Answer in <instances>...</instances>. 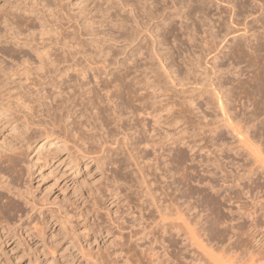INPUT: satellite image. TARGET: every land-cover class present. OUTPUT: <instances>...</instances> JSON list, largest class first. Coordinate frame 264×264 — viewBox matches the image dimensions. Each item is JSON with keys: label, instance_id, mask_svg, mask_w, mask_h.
Returning <instances> with one entry per match:
<instances>
[{"label": "rangeland", "instance_id": "obj_1", "mask_svg": "<svg viewBox=\"0 0 264 264\" xmlns=\"http://www.w3.org/2000/svg\"><path fill=\"white\" fill-rule=\"evenodd\" d=\"M122 1H124V0H122ZM122 1H119V0H0V31L4 30V28H6L8 26L11 27V25H9L10 23H12L13 26L15 25L16 28L20 30V34L17 35L18 41L15 40L16 38H13V37H10L11 39L10 38L6 39L5 37L4 38L0 37V49L2 47H4V48L7 47L8 49L11 50V52H12L13 48L16 49L15 51L12 52V54L14 56H12L11 58L8 54H3L2 52H0V92H2V93H0V100L2 99V102H3L4 99L8 98V100H4V102H5V104L7 103L8 105L10 103V105H9V107H10L12 105L11 102H13L15 104V101L18 98L23 97L22 95L25 96L23 98H26L27 96H29L30 100H32V96H30L31 94H28V93L29 92H35L38 89L39 93H37L36 96L37 97L39 96V99H40V97L42 98L40 100V102L43 103V107H44V108L42 106L40 108H38L39 106L35 107L37 111H38V109H39V111L41 109V111L40 112L38 111V113H36L37 111H35V110L31 111L30 115H32L33 113L36 114V115L33 114L34 118H32L30 115H28L29 114L28 111H25V110L23 111V113H25L28 116L27 118L29 121H27V122L33 123V126H31L32 124L29 126V125H26L25 123H22L23 122L22 118H20L19 121L15 122L14 124L12 123V125L14 127L12 125L9 126V124H4L5 122L0 121V150L4 151L3 147H5L6 145H8V147L13 146L14 149L17 148V151L20 150L19 151L20 156L17 155V157L19 156L18 157L19 160L16 158L17 162H18V165L16 166V168L18 171L14 170L15 172L13 171L12 173H10L9 180H10L12 186H15V188H20L21 192L24 191L25 193L23 192V194H25V195H23V197L24 198L26 197L24 200L21 197H19L17 199L16 195H14V197H13L12 193L11 194L6 193V195L8 197H10L9 200H11V202H14V203H16V205H18L19 211L17 212V214H13V213H11L10 215L7 214L8 216L6 219L8 220L10 218L8 220V222L10 223V226L13 227L14 231L11 230L12 233L10 230H9L10 232L9 231L1 232L2 230L0 231V264H164L163 261L168 256L167 255L165 256V253H164L165 249H163L162 246L163 247H164V245L166 246L167 240L170 239L172 236L174 237L173 242L175 243V245L172 242V240H173L172 239L173 237H172L171 242L174 246H169L167 250H168V253L171 254L170 250H172V253H173V250L175 249L174 252L177 253L175 255L176 256L178 255V257H182V255H185L187 257L186 252L188 251L189 254L196 252L195 256L199 255V256H197L199 258L200 255L201 256L203 254L206 255V252L209 253L211 251V253L215 254L214 256H216V258H217V256L219 254H221V256H223L222 255L223 252L219 253L221 250L217 246L220 247L221 246L220 244L224 245L223 241H225L227 244L229 241L231 242V241L235 240L236 236H233L232 239H230L229 241L227 240V238L232 236L231 233L234 232V231L230 230L229 227L231 225L236 226V225H238V223L240 224V222H241V220L239 219L240 212L239 211L237 212L234 205L227 206L226 204H221V207H220L221 210L220 211L222 213L221 212L220 213L222 215V219H220V221H218L220 223H217V221H216V226H214V228H217L218 230H223L225 227L227 228L229 226L227 228V231H229L228 233L226 230H225L226 232L224 230L219 231L221 233L225 232L227 234L226 235L225 233H223V235L225 234L224 236H225L226 240H224V238H221V237L219 239V237L217 235H220V233L216 234L217 232H213V234L215 233L213 235V237L211 235V237L213 239L211 237H209V239H207L208 235L201 237V239L204 237L207 239V240L203 239L202 241H204V242H200L201 245L204 247V248L202 247V251L206 248V245H208L207 248L209 249V251H208V249L206 248L204 251H206V250L207 251L205 253L203 252V254L200 250H198V248H197V250H195L196 248L193 250V245H191L188 241L187 242L184 241L185 243H183V242L180 243V241L183 238L181 239V237L180 238L178 237V236H180V233H178L179 235L178 234L175 235L176 236L175 237L174 236L175 231H172L173 229L172 230L170 229V231L168 233H166V229H164L163 223L166 224L168 222V219L167 220L165 219V221L164 220L161 221L162 218L159 219L160 217H165L161 214L162 211L164 212V210L162 208V204H161V202H162L161 199L164 197L163 190L161 189V186H162L161 178H162V176L160 175L161 171L155 170V168H154L156 166L155 160L153 159L154 155H153L151 148H149V147L144 148L142 150V153H143L142 159L140 161L141 163L139 164L141 167L140 173L143 174L144 179L148 183L153 182V184L150 187L151 190L149 189L146 192V188H144V185H142L141 182L139 183L137 181L136 175H138V174L135 173L136 166H135L134 161L132 160V157L130 158V154H132L133 151H126L125 147L120 145L118 147V149L115 150L117 152H112L111 149H113V146L111 147L107 143L108 146L111 147L110 148L107 146V144H105V146H107L110 149V151H109L110 153L108 154V156L103 158V159L101 158L99 160L94 159L95 153H97V154H95L97 157L100 156L99 155L100 153L97 151L100 149V144H99V142H97L98 136L96 135L98 133V131H97V133L94 130H89V132L87 131L88 132L87 136H86L87 138H85L84 133L86 135V130H84L82 132L83 141H80V139H78L77 136H73V134H71L72 132H71V130H69L70 125H68L69 131L67 134V130H66V128H64V126H63L64 123H63L61 125V128L59 131L61 132L64 128L61 135L64 134V136H63V137H65L64 140L66 139L65 140L66 143H64V144H66V145H62L63 144L62 141H59L57 139H53L54 136L50 137V139H48V140L42 139V141L40 140V138H37L35 140V142H33L34 138H32V137L33 136L35 137V131L37 130L35 123L37 122V120L40 121L41 123H42V121L44 122L45 119L47 120L51 116L50 114L52 112V108L55 107L54 106L55 100L52 98H54V94H57V91H58V88H57V90H55V88L57 86L56 84H58L57 83L58 79H59V81H61V83L58 86L61 87V91L63 90L62 93L65 91H68V89L66 87H68L70 85V79L71 80L74 79L73 78L74 76H72V72H70V71L67 72L66 76H61L60 78L56 77V73L54 71L55 70L54 66L51 63V61L53 59L56 60L57 57L58 58L60 57L59 59H61V58L63 59V57L66 55V52H67L64 50H68V48L70 47V44H71V46H74V47L77 46L82 51L87 53L89 56L94 57V59L96 61H99V59H100V61H102V59H104V61H105L104 64H100L101 62H99V65H98V63L95 64L96 66L94 65L99 70L101 68L102 69L106 68L112 72L113 71L116 72V69L118 71L120 69V71L122 72V71H125L124 69L127 68L126 71L129 74V78H127V80H131L128 82L129 88L132 87L133 85L134 86L130 89V91L132 90L130 92V94L128 96L125 95L127 100L123 96L124 99L122 98L121 101H123V100L126 101V102H124V101L123 102L126 103L127 105L129 102H131V104L129 103L131 106H134V107L136 106L137 108H139L140 102L137 100L139 103L137 105V101H133V100H135V98L137 97L136 95L139 92L138 97L139 96L141 97V94H142V97L145 95V97H143V99H142L143 103H141V104L145 105V106H147V104L148 105L150 104L149 107L152 109H155V112H156L155 114H158V116L159 117L161 116V118H158V123H154V121L157 122V119H155V118H157L158 116L157 117H151L150 115H148L145 117V114L143 115L141 113L139 116L136 115L138 117V119H142V120H138L136 118V116H134V113L133 114H127L128 110H131V109H128L126 111L127 113L125 111H123V113H124L123 119L125 118L123 121L124 122L123 126L129 127L133 123L139 124L138 121H140V122L145 123V124L148 123L147 126L149 125L150 127L149 126L148 127L150 129V132L152 131L151 132V135L153 136L152 139L154 138L153 140H155L156 142H158V141L165 142L166 140L171 138L169 140L170 141L169 143L168 142L164 143L165 145L168 143L170 146L168 144L167 145L172 149L170 157L175 152V150H181L183 152V154L186 155L185 157H188L191 154L187 150V147H184L185 146L183 144L184 140H185L184 138L186 137V140H191L192 138L198 140V139H200V137L204 136V134L202 132H200L198 130H195V131L192 130V129H194L192 127V125L194 124L193 121L196 123L201 119L200 120V122H201L203 119L202 116L204 115L205 119H203V121H202L203 123H207L209 126H214V127L215 126L216 127L221 126L218 129V131L221 134L216 131L212 135V141L217 142V144L222 142V139H224L223 142L226 141V143L231 142V141L237 142L236 137H233V135L236 134V131L233 132V134L232 133L230 134L229 130L225 131L226 129L222 128V125H224V122H226L225 119H227V121H229V122H231L232 120H235L237 127L240 126V124H238L240 122L242 123L241 126L247 125V127H249L248 125H250V127L253 128L254 131L253 132L250 131L251 133L249 132L248 135L245 134V136L247 135L245 143L247 144L248 147L253 149L254 154L258 156V158H259L258 163L264 166V38H263V36H264V28H263L264 19L261 18L264 15V14H262V13H264V12H262V11H264V9L261 8V5L264 4V0H262L263 3H261L262 2L261 0H258L260 2L255 1V0H234V1L229 0L231 2L224 0V1H226L225 2L226 4L223 3L224 2L223 0H222L223 2L221 0H220V2L218 0H202V1L201 0H184L186 3L183 0H181L182 2H184V4H186V5H184V4L182 5V6H184L183 9L186 8V6L188 4L192 6L191 7L188 5L187 7H189L190 9L187 8L186 10L185 9L183 10L185 13H187L188 16L184 20H183V18H181L180 21H183V24L187 23L189 26V29L191 27L194 29V31L196 33V35L193 39L194 43H193V41H192V43L191 42L188 43L186 41V38H185V36H183V33H182L183 30H180V21H179L178 17L174 16V18L173 17L171 18L172 23H171L170 28L172 27L177 32L176 34H178V35H176L174 33L175 37L176 38L179 37L174 44L176 45V43H177V45H179L181 42V46H183L182 48L186 47L190 53L191 52L195 53L194 58H193V54L191 53L192 54L191 59L193 60V62L197 59L196 61L201 64L202 67H200L198 69V71L199 72H200V70L202 71L201 68L205 67V70L207 71V72L206 71L205 72L209 73L211 75L212 74L211 71L213 72V70H215L216 67L218 66L217 70H215L216 71L215 75L219 77L221 82H223V86L225 84H226L225 85L226 87L232 86V88H230V89L226 88L224 86L225 88H223V90H222L224 92V94L223 93L219 94V96L217 94H215L216 98H217V96H218V98L221 97V99H223V97H224V100H226L225 102L222 101V103L223 104L225 103L224 105H226V106H224L225 108L224 107L223 108L226 109L224 114L228 111L226 113L227 117H226V114L224 117V115L220 113L221 111L219 109H217L218 108V105L216 103L217 99L214 96H211L210 94L204 93L201 97H199V99L197 98L198 94L200 92V90L198 89L199 86H196L195 84L187 85V86L183 87L185 92H182L180 90L183 88L180 87L179 85L175 86L177 88L176 89L173 85L172 86L170 85L167 78H166V80H163V79H165L166 76L162 73L163 70L159 66V64L156 63V61H154L152 59H148L145 56H143V57L139 56L138 54L133 57L134 60L129 61V60H131V56H130L131 50L130 49L132 46L130 47V45L123 42L122 41L123 39L121 40L122 42L120 41L121 38L118 37L119 36V33H118L119 28L118 27L121 23H122L123 27L126 28V30H128V28L132 27L133 23L131 24V20H132V22L134 20L132 18L133 14H130V12H129V8L131 6L130 2H133L132 4H134L135 1L134 0H127L128 2L130 1L129 2L130 6H128L129 3L126 0H125L126 3H128V5H126V6L119 3ZM148 1L151 3L152 6L148 2L150 7H152V8L156 4L157 6L155 5L154 7H159L158 13L162 14V15H160V17H157L153 21H151L150 24L155 25L158 23L159 25L162 26L163 15H165V14L167 15L170 10H171L170 12L175 11V10H172L173 9V7H172L173 5L171 4L172 0H164V2H163V0H158V1H162L160 3L157 0H148ZM156 1H157V3H156ZM175 1L179 2L178 0H175ZM181 1H180V4H182ZM196 1H197V3H196ZM232 1L234 2V5H233ZM152 2L153 3L155 2V3L152 4ZM166 2L167 3L169 2L168 5ZM164 3H166V5ZM236 3L237 4L239 3V4L235 6ZM257 3H260V5H258V9H257ZM180 4L178 3L177 6H179ZM229 5L231 8L229 7ZM160 6H163L162 9H164V10H162L160 8ZM169 6H171L170 9L167 8ZM198 6L201 9L203 6H206V7H203L204 12L206 11L204 13L203 17H202V14L200 12H199L200 14L196 13L197 9L199 10ZM241 6L243 7L242 9L240 8ZM131 8H133V7L131 6ZM134 8H136V7H134ZM166 8H167V10H166ZM255 8L257 11H255ZM259 8H260V10H259ZM230 9H232L233 11ZM248 9H250L251 11ZM238 10H239V12H238ZM163 11H164V13H163ZM248 11L250 13H252V11H253V13L249 14ZM229 12L230 13L232 12V13L230 14ZM234 12L238 13V18L236 16L237 14ZM134 13H137L136 9L134 10ZM116 14L118 16H116ZM233 14H236L235 17ZM245 14H249L250 16L246 15V16H248V17H246V16H244ZM253 14H255L256 16L260 14L261 17L260 16H257V17H258V19L261 18L260 19L261 21L258 20L257 17L254 16ZM135 15H137V14H135ZM251 15L254 16L252 21L250 23H244L246 21L248 22L251 20V17H253ZM228 16H230V17H228ZM231 16H233L234 19H232L233 17H231ZM119 17L122 18L124 23L120 22ZM239 17H241V18H239ZM242 17H244V18H242ZM255 17L257 20L255 19ZM5 18L7 21L4 23L3 19H5ZM123 18H126V19H123ZM190 18H191V20H190ZM228 18L230 20H227ZM236 19H238V20H236ZM254 19H255V21H254ZM173 20H174V22H173ZM184 21H186V22H184ZM228 21L230 24H233V25L231 26L230 24H228ZM256 21H258V22H256ZM231 22H233V23H231ZM240 23L242 24V26ZM259 23H262V24L259 25ZM125 24H126V26H125ZM181 24H182V22H181ZM191 24H193V25H191ZM246 24H247L246 30L248 31V29H249V31L246 33L245 36H249V39H251L249 41L248 46L244 42L245 41L243 39L244 36L240 37L243 35L242 27ZM248 24H249V27H248ZM90 27H91V29H90ZM177 27H178V29H177ZM250 27L252 30L250 29ZM75 29H76V31H75ZM89 29L92 32H89L90 31ZM236 29H240L239 32H237ZM87 30H88V32H86ZM120 30H119V32H120ZM177 30H179V32ZM210 30L212 31V33ZM109 31H111V33ZM74 33L76 35H78V37L76 35H74ZM112 34H113V36H111ZM251 34L253 37L255 35V38H250V37H252V36H250ZM95 35H97V36H95ZM210 35L211 36L213 35V36L211 37ZM223 35H224V37H223ZM216 36H217V38H216ZM172 37H170V36L167 37L168 43L169 42L172 43V40H173ZM116 38H119V39H116ZM169 38H170V40H169ZM220 38H221V40H220ZM232 38H234L236 40L233 39L234 40L233 41V40H231ZM240 39L244 40V41L241 40L242 45H238V43L240 44V42H241ZM210 40H212L211 43H210ZM15 41H17L18 43L14 44ZM67 41H69V43ZM220 41H222V42H220ZM90 42L91 43L93 42V43L91 44ZM140 42H139V44L144 45L143 41H140ZM206 42H207V44H206ZM224 42H226V43H224ZM136 43H138V41H136L133 45H135ZM171 43H169V46L170 45L174 46V44L173 43L171 44ZM63 44H66L65 45L66 48ZM196 44H197V46H196ZM203 44L205 45L204 47H203ZM244 44L246 45L248 50H246V47H244ZM249 45H250V47H249ZM67 46H68V48H67ZM93 46H94V48H93ZM167 46H168V44H167ZM217 46H218V48H217ZM240 46L242 49H240L241 51H238L236 48H239ZM106 47H108V49ZM122 47L124 49H122ZM163 47H166V46H163ZM243 47L245 48V50L243 49ZM98 48L100 49V51H98ZM173 48H175V47H173ZM173 48H171V49H173ZM207 48L208 49L210 48L209 50H211V48H215L216 50H214L215 52L212 51V52H210V54H207V52L209 53ZM249 49H251V50H249ZM95 50L98 51L99 53L96 52ZM36 51L37 52L39 51L40 54H39V52L37 54ZM120 51H123V52L121 53ZM172 51L174 52V49ZM235 51L236 52L238 51V52L236 53ZM14 52H15V54H14ZM173 52H171L170 55H174ZM100 53L102 56L100 55ZM216 53L218 54L219 58L216 62L217 66L215 67V69L214 68L212 69L211 65H213V62H210V61H211V58L213 57V55H217ZM239 53H241V55ZM105 54H107L108 57H106ZM121 54H123V55H121ZM79 55L82 57L81 54H79ZM79 55H77L76 57L81 58V57H78ZM103 55L106 58H104ZM111 55L114 57L111 58L112 57ZM115 55L117 56V58L115 57ZM227 55H228V57H227ZM239 55H240V57H239ZM20 56L28 57V60H30L29 61L30 63L28 62V64L32 63L31 64L32 66L29 65L28 67H30V68H28V67H25L26 64H24V66L22 64H19L18 65L19 67H17L18 63L17 64L14 63V62H16V60L12 61L13 60L12 58L19 59L17 57H20ZM37 57H39L38 58L39 60L37 59ZM144 57H145V59H144ZM41 58H43L42 60L45 59L44 61L46 63L45 62L43 63ZM50 59H52V60H50ZM121 59L124 60L123 61L124 62L123 67L126 66L125 68H123V67L118 68L119 66H117V64L115 63L116 61L121 60ZM40 60H41L42 64H41V68L38 69V66L40 65V63H39ZM80 60L82 61V59H80ZM125 60L127 62H125ZM234 60H235V62H234ZM128 61L130 63H133V64L129 63L130 64L129 65ZM196 61L194 63H196ZM47 62L48 63L50 62V64H48ZM139 62H140V64H139ZM173 62L175 64L176 63L178 64V62H179L178 59H175V56H174ZM38 63H39V65H38ZM107 63H108V65H107ZM150 63L153 65V67H156L155 70H153L154 68L152 67V65ZM153 63H156V65ZM136 64H138V65H136ZM144 64L147 66V68H148L147 70L143 69V68H146V66H144ZM34 65H36V66H34ZM100 65H101V67H100ZM139 65H141V66H139ZM42 67L44 68L43 70H42ZM182 67H183V65H182ZM182 67H181V65H180V67L178 66V70L182 71L183 70ZM139 68H141V69H139ZM159 68H160V70H159ZM220 68H221V70H219ZM27 69H28V71H26ZM121 69H123V70H121ZM142 69L145 71H143ZM19 70H21V71H19ZM50 70L53 71V73ZM137 70H138V72H137ZM14 71L17 72L18 74L17 73L15 74ZM48 71H50V72H48ZM101 71H103V70H101ZM101 71H99V72H101ZM46 73H52L53 75L52 74H46ZM150 73L152 74V76ZM23 74L26 77L28 76L29 78L27 77L28 78L27 79L26 77H24ZM153 74L155 76H157L156 74H158V76L161 74V76H159L156 79L160 80V82L162 84V85H160V87H162V88L160 89V87L159 88L153 87V89L156 91H150L151 96L148 97V95L150 94V92L148 91V88L150 90L151 87H147L145 85V81H142V79H146V77L147 78L150 77L148 80H151V77H152V79H154L155 77ZM89 75H90V73H89ZM140 75H141V77L138 78ZM146 75H149V77ZM48 76H49V78H48ZM70 76H72V77H70ZM8 77H9V79H8ZM51 77L52 78L54 77L55 79L54 78L51 79ZM102 77L104 78V74ZM24 78H25V80H24ZM132 78H134V79H132ZM56 79H57V82H56ZM138 79H140V80H138ZM52 81L54 82V84L56 86L54 84H52ZM130 83H132V85ZM165 83L167 86H170L169 89L165 85ZM138 84H140V85H138ZM144 86L147 89L146 88L144 89ZM139 87H140V89H139ZM170 88H173V89H170ZM193 88H195V89H193ZM133 89H134V91H133ZM153 89H151V90H153ZM159 89L162 91H159ZM138 90H142V91H138ZM194 90H196V91H194ZM230 90H232L231 93L228 92ZM23 91H25V94ZM143 91H145L146 93ZM164 91H166V92L164 93ZM20 92H22L23 94ZM26 92H28V93H26ZM36 92L33 93L34 96H35ZM41 92H42V94H41ZM54 92H56V93H54ZM148 92H149V94H148ZM152 92H154V93H152ZM9 93L12 94L13 96L10 95ZM133 93L135 94L134 96H133ZM190 93H191V95H190ZM226 93H227V96H225ZM15 94H16V96H15ZM63 94L61 96H58V98L60 97V99L64 100L65 98H63V97H65V96ZM193 94L197 97H195ZM228 94H230L229 97H228ZM131 95H132V97H131ZM212 95H214L213 92H212ZM184 96L185 97L187 96L186 98L192 97V99L195 97L196 102L194 101V105H195L194 107H198V109H196V108L193 109L192 106H186L187 104H185V107H187V108H185L184 105H182L184 107L183 109L186 110L185 115L187 114L186 116H188L187 121L188 120H189V122L192 121V123L190 122L191 123L190 124L187 122L188 124L186 126L188 128L186 126L183 127L186 123H183L184 125H181L182 122H181V124H177L175 127H174V125H169L167 120H164L162 118V117H167L168 114H170V111L168 112V110H166V108L168 109V106L170 105V102H172V101H173L172 103L176 102L175 104H180L181 100L183 98H185ZM15 97H17L16 100H15ZM133 97H135V98L132 99ZM146 97H147V99L151 100V103L149 100L146 101ZM155 97H156V99H155ZM164 98L167 100L168 103L164 102V101H166ZM10 99H14V100H10ZM154 99L156 100V102ZM170 99H173V100H170ZM175 99H178L177 100L178 102ZM227 99L229 102L227 101ZM21 100L22 99H19L17 101H21ZM129 100H131V101H129ZM214 100H216V101H214ZM132 101H133V103L135 102V104H133ZM144 101H146L147 103ZM210 101L211 102L213 101L214 103L213 102L211 103ZM49 102H51L52 104L51 103L49 104ZM117 102H120V99H118ZM208 102H209V104H208ZM226 102H228L229 104L228 103L226 104ZM159 103H160V105H159ZM16 104H15V106H16ZM32 104L36 106V101H34ZM151 104L154 106L151 107L152 106ZM210 104H212V105H210ZM15 106L14 105H13V107L11 106L12 112L16 111L17 106L16 107ZM50 106H51V108H50ZM136 107H135V109H136ZM131 108H133V107H131ZM157 108H159L160 111L157 112L156 111V110H158ZM160 108H162V110ZM106 109L108 112V108H106ZM189 109H192V110H190V112H189L188 111ZM49 111H51V112H49ZM164 112L167 114L161 115ZM199 112L201 113L200 115H199ZM39 113H40V115H39ZM42 113H45V116L48 118H45V116H42V115H44ZM46 113H47V115H46ZM188 113L192 114V115L190 116V115H188ZM48 114H49V116H48ZM135 114H136V112H135ZM228 114H229V116L231 115L230 116L231 120L229 119ZM6 115L11 117L8 113H6ZM130 115L132 116V118ZM141 115H143V116H141ZM35 117L38 119H36ZM134 117L136 119H134ZM130 118L132 119V121L130 120ZM238 119H240L239 122H238ZM110 120H107V123H106V130H108V131H112L115 129L113 127L114 121L110 122ZM136 120H138V121H136ZM222 120H223V122H222ZM109 123H111L113 125H111ZM152 123L156 124L155 125L156 128L154 127V124H152ZM72 126H74V124H72ZM241 126H240V130H242ZM244 126H242V127H244ZM28 127H29V129H28ZM75 127L76 126L70 127V129L75 128ZM151 127H153V128H151ZM191 127H192V129H190ZM14 129L15 130L17 129V130L15 131ZM153 129H154V131H153ZM181 129L183 130V132ZM187 129H190L191 131L190 130L187 131ZM262 129H263V131H262ZM21 130L23 132L24 131L25 132L23 133ZM59 131L57 133H59ZM91 131L92 132L94 131L95 133L94 132L93 133L95 135ZM179 131H181V134H183L182 136L180 135L181 136L180 138H178L179 137L178 135L180 134ZM195 132H197V133H195ZM226 132H229V133H226ZM36 133H38V130L36 131ZM89 133H91L92 135L95 136L97 143L92 139V137H91V139L88 138V136L90 135ZM175 133H177V134H175ZM188 133H189V135H188ZM194 133H195V135H194ZM217 133H219V134H217ZM21 134H23L25 137H23ZM142 134H143V132H142ZM166 134H168L167 137H165ZM207 134H208V132L205 135H207ZM98 135H99V133H98ZM186 135H188V137L190 136L191 138L189 137V139H188V137ZM142 136L144 138L145 134H143ZM221 137H222V139H221ZM19 138H22V139L20 140ZM25 138H26V140H25ZM70 138L72 141H74V142H72V144H74V143L76 144L77 142H79L80 145L82 144L81 145L82 147H80L79 143H77L79 145L80 151L83 147H84L83 149H85L88 146L89 149L86 148L88 152L92 148L91 154L89 153L90 155H88V153H84L83 149H82L83 151H81L82 152L81 153L78 150V147H76L77 149L73 148V145L69 143V141L71 142V140H69ZM27 139L28 140L31 139V141L29 143H31V142L32 143L30 145L27 142L28 141ZM86 139L92 140L91 143L87 142ZM174 140H175V142H174L175 144L171 143ZM21 141H22L23 145H22ZM182 141H183V143H181ZM252 141H254V143ZM25 144L26 145L28 144L27 148H26ZM83 144L84 145L87 144V146H84ZM95 144L96 145L99 144V145L95 146ZM252 144L254 146H252ZM40 145L41 146L43 145V146L41 147ZM70 145H72V146H70ZM141 145L142 146H140V148L141 147L143 148V144H141ZM256 146H257V148H256ZM8 147L6 146L5 149ZM98 147H99V149H97ZM212 147H215V146H212ZM212 147H210V148H212ZM77 150L80 152V154ZM14 151L16 152V150H14ZM87 151H85V152H87ZM19 152H16V153L18 154ZM157 152H158V150H157ZM161 152L162 151L160 150L159 153H161ZM165 154H166V152H163V155H165ZM200 154H202V152ZM70 155H72V156L76 155L78 158L77 162L71 163L70 157H69ZM228 155H229V153H228ZM232 155H231V153H230L229 157H224V155H220L221 156L220 158L223 157V159H225L224 163L231 158L232 159L234 158V161H239L240 163H242V159H244V156L240 157L241 158L240 159L239 157H234V155L233 156ZM93 156H94V158H93ZM170 157L168 156L165 158L168 160V159H170ZM91 158L94 160H92ZM162 159L163 158L160 157V161H162ZM31 162H32V164H31ZM167 163H168L167 167H169V169L171 168V170H172V166H174V164L173 163H172V165H171V163L169 164V160L167 161ZM29 164H31V166H33V167L30 166L31 169L29 167ZM185 164L190 165L191 168H195L194 166L196 165L195 163L193 164V162L189 161L188 159H186ZM226 166L230 169L228 163L226 164ZM160 167H161V165H160ZM208 169L211 170L212 167L210 166ZM232 170L234 171L233 168H232ZM17 172H18V174H17ZM11 174H17L16 177H15V175H13V176H14V178H17L18 181H17V179H14L15 181H13V177L11 176ZM204 174L206 175L207 173H204ZM159 176H161V177H159ZM206 176H208V175H206ZM263 176H264V174L263 175L262 174H260V175L255 174L252 176V180L255 182V186H254V183H252L251 186L249 187V184H250L249 181L244 182L243 185H242V183H240V186L242 185V188L243 189L245 188L244 191H246V190L248 191V193L245 196H244V191H240L241 190L240 186L238 188L234 187V188H232V190L228 189L229 192L231 191V193L229 194L231 197H233L235 194L237 195V193H238V195H239L238 199H240L239 201L246 208L249 206L247 209L253 208L255 211V219H257V221L256 220L255 221L259 225H257L256 227L250 228L249 225H251V223H252V222L250 223L251 220L243 218L244 220L242 219L243 220L242 222H243V225L245 227L243 226V228H242L243 233H240L238 235L239 236L238 240L241 239L244 242L243 243L241 241V243L244 244V245H242V247L245 246L243 248V250L246 248V250H245L246 252L249 251L250 248H252V250L251 249L250 250H251V252H253L254 258L259 259L256 262H258L260 264H264V178H263ZM177 177H178V175L175 174L174 178H171V179L168 178L166 181L167 182L169 180L173 181ZM10 178H12V180ZM29 178H30V180H29ZM215 181L218 182L219 185L221 184V183H219V181H217V179L213 181V184H217V183H215ZM22 183L25 185H23ZM173 185H175V184H171L170 186L173 188ZM190 185L192 186V189L194 188V194L192 196L193 197L195 196V199L194 198L189 199L190 202H194V200L196 201V199H201V195H199V193L197 192L198 190H202L205 193L207 192L210 194V196L211 195H213L214 197L216 196L213 193V191L209 190V188L204 184H201V183L197 184L196 182L192 181ZM224 187L225 186H222L223 189H221L222 191H220V194L218 195V199L220 200L219 202H221V203H222V199H221L222 196H224L225 194H228L227 193L228 191H226V188L224 190ZM172 188L170 189L171 191L173 190ZM239 188H240V190H238ZM148 191L149 192L153 191V192H151L152 193L151 196H150L151 193H149ZM168 191L169 190H167V192ZM171 191H170V194H171ZM236 191H238V192H236ZM147 193H149V195ZM173 193H174V191L172 192L171 195L174 196L175 198L181 197V194L178 195L179 191L175 190V193L174 194ZM195 193H198V194H196L197 196L195 195ZM149 196L151 198L153 196L154 200H155V198H156V200L151 201L152 199L150 200ZM197 197H199V198H197ZM242 200H244V201H242ZM198 201H200V200L196 201L197 202L196 206H198L199 204L202 203V201H200V203ZM247 201H248V204H247ZM154 203H155V206H154ZM159 204H161L160 207L157 206ZM181 207H183V206H181ZM198 207L201 209L200 206H198ZM155 208L156 209L159 208L158 210L161 211V213L158 210H156ZM21 210H22V212H21ZM157 211L160 214L157 213ZM229 211L231 212V215H230ZM206 212L209 213V210L205 211V212L202 211V213H204V214ZM213 213L214 212H212V214H210L208 216V218H205V220H203L204 224H208L211 221L210 219L212 216L214 218L215 213L214 214ZM231 216H232V218H231ZM171 217H172V219H174V218H176V215L173 214ZM232 219H233V221H232ZM175 220L178 221V219H174V221ZM206 220H209V222ZM228 220L232 221L231 225H230V221L228 222ZM222 221L223 222L226 221V222L223 223ZM235 221H237L236 222L237 224L234 223ZM157 222L159 224L163 222L161 224V227H160V225H158ZM218 224L220 225V228H219ZM165 228H167V226ZM217 229H216V231H218ZM162 230H165V231H162ZM244 231L246 232V234ZM170 232L172 235L170 234ZM239 232H241V230ZM228 235H230V236H228ZM168 236H171V237H168ZM214 237H215V239H214ZM165 238H168V239H165ZM175 238H178L177 242H176ZM216 238H217L218 242L216 241ZM201 239H198V243H199V240H201ZM210 239H212V240H210ZM255 239H256V241H255ZM163 240H164V242L165 241L166 242L163 243ZM178 240H179V242H178ZM208 240L210 241V243L207 244L206 241L209 242ZM220 240H222V241L220 242ZM212 242L215 244H213ZM183 245H184V247H182ZM186 245H187V247H185ZM190 245H191V247L188 248V246H190ZM172 247H174V248H172ZM177 247L182 248V249H178ZM200 248H201V246H200ZM212 249H215V250H212ZM184 250L185 251L187 250V251L181 255V253L184 252ZM179 252H181V253H179ZM163 253H164V255H163ZM225 253H227V252H225ZM228 254L231 255V253H228ZM173 255L172 256L170 255V256L172 258L176 257ZM229 255L224 254V258L229 257ZM209 256L210 255H208V257ZM211 256H213V255L211 254ZM203 257H204V259H206L205 256H203ZM182 260L188 261L189 257H187V259H182ZM206 260H208V259H206ZM185 261H184V264H186V262H187V261L186 262ZM207 262L209 263L210 260ZM250 262L251 261H248L247 264H249ZM191 264H194V263H191ZM210 264H211V262H210Z\"/></svg>", "mask_w": 264, "mask_h": 264}, {"label": "bare ground", "instance_id": "obj_2", "mask_svg": "<svg viewBox=\"0 0 264 264\" xmlns=\"http://www.w3.org/2000/svg\"><path fill=\"white\" fill-rule=\"evenodd\" d=\"M119 1H122V0H119ZM127 1V0H126ZM126 1L124 0V1H122V2H119V3H121L122 5H128V3L130 2H128V3H126ZM135 1V3L134 4H132L133 2H130L131 3V6L133 7V8H131V6H130V3H129V5L128 6H130V8H129V12H130V14H133L132 15V18H133V22H132V20H131V24L133 23V25H132V27L131 28H128V30H126V28H124L123 27V25H122V23L119 25V30H120V32H119V30H118V33H119V38H121L120 39V41L122 40L123 42H125V43H127L128 45H130V47H131V60H129V61H132V60H134L133 59V57L135 56V55H139V56H145L146 58H148V59H152V60H154V61H156V63H158L159 64V66L162 68V70H163V74L166 76L165 77V79H163V80H166V78L168 79V82L170 83V85L172 86H177V85H179L180 87H185V86H187V85H192V84H195L196 86H199V90H200V92H199V94H198V97L197 96H195L194 94V96L195 97H197L198 99H199V97H201L204 93H207V94H210L211 96H214L215 97V94H217L218 96H219V94H224V92L222 91L223 90V88H225L226 86V84L223 86V82H221L220 81V79H219V77L218 76H216L215 75V70H217V65H216V62H217V60H218V54L217 55H213V57L211 58V61L210 62H213V65H211V68L213 69H215V67H216V69L215 70H213V72L211 71V75L209 74V73H206L207 71L205 70V67L204 68H201L202 69V71L200 70V72L198 71V69L200 68V67H202L201 66V64L199 63V62H197L196 60V63H194L193 62V60L191 59L192 57H191V55L193 54V58H194V56H195V53H190L189 52V50H187V48L186 47H184V48H182L183 46H181V42H180V44L179 45H177V43H176V45L174 44L175 42H176V40L179 38H176L175 37V34L177 33L172 27L170 28V26H171V18L173 17L174 18V16L175 17H178V19H179V21H180V19L181 18H183V20L185 19V18H187V13H185L183 10L185 9H190L189 7H187L186 6V8H184L183 9V7L184 6H182L183 4H184V2H182L181 0H178L179 2H176L175 0H172L171 1V4L173 5L172 7H173V9L172 10H175L174 12L172 11V12H170L169 11V13L166 15H163V17H162V26L161 25H159L158 23L157 24H155V25H153V24H150L151 23V21H153L155 18H157V17H160V15H162L161 13H158V11H159V7H154L153 6V8L152 7H150V5H151V3L148 1V0H134ZM158 1V0H157ZM157 1H156V3H157ZM180 1L182 2V4H180ZM202 1V0H201ZM219 2H220V0H218ZM222 1V0H221ZM224 1V0H223ZM222 1V2H223ZM226 1H229V0H226ZM226 1H224L223 3H225ZM234 1V0H233ZM232 1V2H233ZM255 1H258V0H255ZM262 1V0H261ZM148 2L150 3V5L148 4ZM159 3L160 2H162V1H158ZM163 2H164V0H163ZM193 2V1H192ZM191 2V3H192ZM199 2V1H198ZM214 2V1H213ZM229 2H231V1H229ZM236 2V1H235ZM249 2V1H248ZM258 2H260V1H258ZM155 3V2H154ZM153 2H152V4H154ZM158 3V4H159ZM167 3V2H166ZM166 3H164L165 5H166ZM169 3V2H168ZM168 3H167V5H168ZM178 3L180 4L179 6H177L178 5ZM186 3V2H185ZM188 3V2H187ZM196 3H197V1H196ZM210 3V2H209ZM212 3V2H211ZM261 3H263V1L261 2ZM226 4V3H225ZM229 4V3H228ZM239 4V3H238ZM237 3L235 4V6L236 5H238ZM134 5V6H133ZM184 5H186V4H184ZM200 5V4H199ZM233 5H234V2H233ZM242 5V4H241ZM258 5H260V3H257V9H258ZM119 6V5H118ZM152 6V5H151ZM157 6V5H156ZM181 6V7H180ZM189 6H191V5H189ZM228 6V5H227ZM264 4H262L261 5V8H263L264 9ZM124 7V6H123ZM134 7H136V8H134ZM162 7L163 6H160V8L162 9ZM170 7L171 6H169V7H167L168 9H170ZM192 7V6H191ZM199 7V6H198ZM203 7H206V6H203ZM203 7H202V9L199 7V10L197 9V12L196 13H198V14H202V17L204 16V13L206 12H204V9H203ZM216 7V6H215ZM225 7V6H224ZM229 7H230V5H229ZM119 8V7H118ZM167 8H166V10H167ZM208 8V7H207ZM228 8V7H227ZM226 8V9H227ZM231 8V7H230ZM241 9L243 8L242 6L240 7ZM247 8V7H246ZM136 9L137 10V13H134V10ZM201 9V10H200ZM221 9V8H220ZM237 9V8H236ZM122 10V9H121ZM162 10H164V9H162ZM230 10H232V9H230ZM246 10V9H245ZM248 10H250V9H248ZM259 10H260V8H259ZM161 11V10H160ZM233 11V10H232ZM241 11V10H240ZM247 11V10H246ZM251 11V10H250ZM255 11H257L256 10V8H255ZM262 11V10H261ZM260 11V12H261ZM127 12V11H126ZM162 12V11H161ZM200 12V13H199ZM238 12H239V10H238ZM244 12V11H243ZM249 12V11H248ZM247 12V13H248ZM262 12H264V11H262ZM163 13H164V11H163ZM208 13V12H207ZM230 13V12H229ZM232 13V12H231ZM230 13V14H231ZM234 13H236V12H234ZM242 13V12H241ZM245 13V12H244ZM252 13H253V11H252ZM252 13H250L249 12V14H252ZM256 13V12H255ZM259 13V12H258ZM118 14V13H117ZM116 14V16H118ZM135 14H137V15H135ZM237 14V15H236ZM236 14H233L234 15V17H235V15L237 16V18H238V13H236ZM240 14V13H239ZM249 14H245L244 16H246V15H248V16H250ZM262 14H264V13H262ZM126 15V14H125ZM208 15V14H207ZM254 16H256L255 14H253ZM253 15H251V16H253ZM130 16V15H129ZM195 16V15H194ZM248 16H246V17H248ZM254 16L253 17H251V20L250 21H246V22H244V23H250L251 21H252V19L254 18ZM257 16H260V14L259 15H257ZM256 16V17H257ZM224 17V16H223ZM228 17H230V16H228ZM231 17H233V16H231ZM234 17L232 18V19H234ZM245 17V18H246ZM256 17H255V19H256ZM261 17V16H260ZM131 18V19H132ZM165 18V19H164ZM189 18V17H188ZM239 18H241V17H239ZM242 18H244V17H242ZM261 18H263L264 19V15H263V17H261ZM260 18V19H261ZM118 19V18H117ZM123 19H126V18H123ZM161 19V18H160ZM176 19V18H175ZM177 19V20H178ZM200 19V18H199ZM208 19V18H207ZM225 19V18H224ZM231 19V20H232ZM255 19H254V21H255ZM257 19H258V17H257ZM256 19V20H257ZM260 19H258V20H260ZM4 21V23L7 21L6 20V18L5 19H3ZM119 20H120V22H123V20H122V18L121 17H119ZM187 20V19H186ZM190 20H191V18H190ZM196 20V19H195ZM204 20V19H203ZM218 20V19H217ZM227 20H230L229 18L227 19ZM236 20H238V19H236ZM126 21V20H125ZM176 21V20H175ZM242 21V20H241ZM244 21V20H243ZM253 21V22H254ZM261 21V20H260ZM110 22V21H109ZM173 22H174V20H173ZM181 22H182V24H181ZM184 22H186V21H184ZM200 22V21H199ZM256 22H258V21H256ZM124 23V22H123ZM160 23V22H159ZM201 23V22H200ZM231 23H233V22H231ZM235 23V22H234ZM238 23V22H237ZM243 23V22H242ZM243 23V24H244ZM90 24V23H89ZM117 24V23H116ZM161 24V23H160ZM179 24V23H178ZM199 24V23H198ZM228 24H230L229 23V21H228ZM241 24V23H240ZM260 24H262V23H259V25ZM9 25H11V27L10 26H8V27H6V28H4V30H2V31H0V37L1 38H10V37H13V38H16L15 40H17L18 41V38H17V35L18 34H20V30L19 29H17L16 28V26L14 25H12V23H10ZM175 25V24H174ZM191 25H193V24H191ZM196 25V24H195ZM226 25V24H225ZM231 26L233 25V24H230ZM78 26V25H77ZM90 26V25H89ZM125 26H126V24H125ZM237 26V25H236ZM235 26V27H236ZM239 26V25H238ZM241 26H242V24H241ZM262 26V25H261ZM260 26V27H261ZM74 27V26H73ZM80 27V26H79ZM112 27V26H111ZM179 27V26H178ZM178 27H177V29H178ZM227 27V26H226ZM229 27V26H228ZM246 27H247V24L246 25H244L243 27H242V30H243V35L242 36H240V37H243V39L245 40H243V39H240V41L241 40H243L244 42H245V44L248 46V44H249V41L251 40V39H249V36H245L246 35V33L249 31V29H248V31L246 30ZM248 27H249V24H248ZM75 28V27H74ZM94 28V27H93ZM116 28V27H115ZM175 28V27H174ZM233 28V27H232ZM263 28H264V22H263ZM90 29H91V27H90ZM89 29V30H90ZM176 29V28H175ZM201 29V28H200ZM210 29V28H209ZM212 29V28H211ZM219 29V28H218ZM227 29V28H226ZM250 29H251V27H250ZM260 29V28H259ZM78 30V29H77ZM112 30V29H111ZM116 30V29H115ZM180 30H183V36H185V38H186V41L189 43V42H191L192 43V41H193V39H194V37H195V35H196V33H195V31H194V29L191 27L190 29H189V26H188V24L187 23H184L183 24V21H180ZM228 30V29H227ZM235 30V29H234ZM239 30L240 29H236V31L237 32H239ZM252 30V29H251ZM250 30V31H251ZM73 31V30H72ZM75 31H76V29H75ZM83 31V30H82ZM96 31V30H95ZM178 32H179V30H177ZM211 31V30H210ZM84 32V31H83ZM86 32H88V30L86 31ZM89 32H92L91 30L89 31ZM110 33H111V31H109ZM235 32V31H234ZM108 33V32H107ZM175 33V34H174ZM199 33V32H198ZM211 33H212V31H211ZM79 34V33H78ZM89 34V33H88ZM205 34V33H204ZM207 34V33H206ZM228 34V33H227ZM226 34V35H227ZM74 35H76L75 33H74ZM91 35V34H90ZM176 35H178V34H176ZM182 35V34H181ZM199 35V34H198ZM222 35V34H221ZM254 35V34H253ZM77 37H78V35H76ZM81 36V35H80ZM93 36V35H92ZM95 36H97V35H95ZM111 36H113V34L111 35ZM168 36H170V37H172V43L174 44V46L172 45H170L169 46V43H171V42H167L168 41V39H167V37ZM211 36V35H210ZM213 36V35H212ZM211 36V37H212ZM250 36H252V34L250 35ZM85 37V36H84ZM182 37V36H181ZM222 37V36H221ZM223 37H224V35H223ZM226 37V36H225ZM12 38V39H13ZM110 38V37H109ZM119 38H116V39H119ZM184 38V37H183ZM207 38V37H206ZM205 38V39H206ZM209 38V37H208ZM216 38H217V36H216ZM250 38H255V35H254V37L252 36V37H250ZM263 38H264V36H263ZM11 39V38H10ZM81 39V38H80ZM112 39V38H111ZM234 38H232L231 40H233ZM9 40V39H8ZM58 40V39H57ZM108 40V39H107ZM169 40H170V38H169ZM201 40V39H200ZM208 40V39H207ZM220 40H221V38H220ZM234 40H236V39H234ZM233 40V41H234ZM238 40V39H237ZM254 40V39H253ZM257 40V39H256ZM11 41V40H10ZM17 41H15L14 42V44H17L18 42ZM91 41V40H90ZM110 41V40H109ZM118 41V40H117ZM121 41V42H122ZM136 41H138V43H136L135 45H133ZM140 41H143L144 42V45H141L142 43L140 42ZM199 41V40H198ZM211 41L212 40H210V43H211ZM68 43H69V41H67ZM66 42V43H67ZM105 42V41H104ZM139 42L141 43V44H139ZM179 42V41H178ZM204 42V41H203ZM202 42V43H203ZM220 42H222V41H220ZM239 42V41H238ZM253 42V41H252ZM91 43V42H90ZM93 43V42H92ZM91 43V44H92ZM103 43V42H102ZM109 43V42H108ZM171 43V44H172ZM193 43H194V41H193ZM201 43V44H202ZM224 43H226V42H224ZM237 43V42H236ZM242 43V41L240 42V44L238 43V45H242L241 44ZM105 44V43H104ZM167 44H168V46H167ZM206 44H207V42H206ZM214 44V43H213ZM220 44V43H219ZM244 44V47H246V45ZM64 46L66 45V44H63ZM85 45V44H84ZM98 45V44H97ZM101 45V44H100ZM191 45V44H190ZM194 45V44H193ZM258 45V44H257ZM91 46V45H90ZM123 46V45H122ZM163 46H166V47H163ZM196 46H197V44H196ZM205 45L203 44V47H204ZM211 46V45H210ZM213 46V45H212ZM259 46V45H258ZM17 47V46H16ZM15 47V48H16ZM117 47V46H116ZM173 47H175V48H173ZM208 47V46H207ZM215 47V46H214ZM237 47V46H236ZM243 47V49L245 50V48ZM249 47H250V45H249ZM65 48H66V46H65ZM67 48H68V46H67ZM90 48V47H89ZM93 48H94V46H93ZM107 49H108V47H106ZM110 48V47H109ZM171 48H173L174 49V52L176 53H174L172 50L173 49H171ZM196 48V47H195ZM194 48V49H195ZM216 48V47H215ZM215 48H211V50H209L208 48H207V50L209 51V53L207 52V54H210V52H212V51H214V50H216ZM217 48H218V46H217ZM228 48V47H227ZM256 48V47H255ZM84 49V48H83ZM103 49V48H102ZM105 49V48H104ZM106 49V50H107ZM113 49V48H112ZM122 49H124L123 47H122ZM201 49V48H200ZM238 51H241L240 49H242L241 48V46L239 47V48H236ZM16 49H14L13 48V50H12V52L13 51H15ZM34 50V49H33ZM86 50V49H85ZM93 50V49H92ZM234 50V49H233ZM232 50V51H233ZM246 50H248V48L246 47ZM249 50H251V49H249ZM63 51V50H62ZM64 51H67L66 52V55L63 57V59L61 58V59H59L57 56V59L55 60V59H50V60H52L51 61V63L53 64V66H54V71H55V73H56V77H58V78H60L61 76H66L67 75V72L68 71H70V72H72V76H74L73 78V80H71L70 79V85L68 86V87H66L67 89H68V91H65V92H63L62 93V91H61V87H59L58 85L61 83V81H59V79H58V82H57V79H56V82L58 83V84H54V82L52 81V84H54L55 86H56V88H55V90H57V88H58V91H57V94H54V98H52V99H54L55 100V107L54 108H52V112L51 111H49V112H51V118L49 119L48 117H46L45 116V113H42V114H44V115H42V116H45V118H48L47 120L45 119L44 120V122L42 121V123L40 122V121H38L37 120V122L35 123L36 125V129L38 130V133H36V131H35V137L33 136L32 138H34V140H33V142H35V140L37 139V138H40V140L42 141V139H46V140H48V139H50V137H52V136H54V138L53 139H57V140H59V141H62L63 142V144L62 145H66V144H64V143H66V139L64 140V138L65 137H63L64 136V134L63 135H61V133H62V131L64 130V128H66V130H67V134H68V131L69 130H71V134H73V136H77L78 137V139H80V141H83V134H82V132L84 131V130H86V135H85V133H84V137L85 138H87L86 136H87V133L89 132V130H94L96 133H97V131H98V133H99V135H98V133L96 134L97 136H98V138H97V142H99V144H100V149H99V147L97 148V149H99V150H97L100 154V156H96L95 154H97V153H93L94 154V156H95V158H94V156H93V158L95 159V160H99V159H103V158H105V157H107L108 156V154L110 153L109 151H110V149L108 148V147H112L113 146V149H111L112 150V152H117V151H115L116 149H118V147L120 146V145H122V146H124L125 147V149H126V151H133V153L132 154H130V158L132 157V160L134 161V163H135V166H136V169H135V173H137L138 175H136V177H137V181L140 183H142V185H144V188H146V192H147V190H149L150 189V187H151V185L153 184V182H147L145 179H144V177H143V174H141L140 173V171H141V167H140V161H141V159H142V150L144 149V148H147V147H149V148H151V150H152V152H153V155H154V157H153V159L155 160V164H156V166L154 167L155 168V170H160L161 171V173H160V175L162 176V178H161V184H162V186H161V189L163 190V193H164V197L161 199L162 200V202H161V204H162V208H163V210H164V212L162 211V213H161V211H159L158 209H156V210H158L163 216H165V217H160L159 219H161V221H165V219L167 220L168 219V222L165 224V223H163V226H164V229H166V233H168L169 231H170V229L172 230V231H175V233H174V236L175 235H177L178 233H180V236H178L179 238L181 237V241H180V243H185L184 241H188L191 245H193V250L195 249V250H197V248H198V250H200L201 252H202V254H203V252L205 253L206 251H204L206 248H207V246L208 245H206V248L202 251V245H201V243L200 242H204V241H202L203 239L205 240L206 238L204 237V238H202L201 239V237H203V236H205V235H208V237H207V239H209V237H211V235H212V237H213V235L215 234H213V232H217L216 234H219L220 233V235H217L218 237H219V239H220V237L221 238H224V240H226V238H225V232L227 231V228L229 227H225L223 230L225 231V232H219V231H223V230H218L217 228H214V226H216V221H217V223H220V222H218V221H220V219H222V215H221V204H226L227 206H231V205H234L235 206V208H236V210H237V212L239 211L240 212V215H239V219L241 220V222H240V224L238 223V225H231V222L233 221V219H232V221L231 220H228V222L230 221V230H232V231H234L233 233H231L232 234V236H230V235H228V236H230V237H228L227 238V240L229 241L230 239H232V237L233 236H236L235 237V240L234 241H227L228 243L226 244V242L225 241H223L222 243L224 244V245H222V244H220L221 246V248L219 247V246H217L221 251L219 252V253H221V252H223L225 255L227 254V255H229L228 253H231V255H229V257H227V258H224V254L222 253V255L223 256H221V254H219L218 256H217V258H216V256H214L215 254H213V253H211V251L208 253V252H206V255L205 254H203L202 256L200 255V257L198 258L197 256H199V255H197V256H195V253L193 252L192 254L190 253H188V251L186 252L185 250H184V252H179V253H181V255L183 254V253H185L186 252V254H187V257H189V260L186 262L185 260H182V259H187V257L185 256V255H182V257H178V255L176 256L175 254H177L176 252H174V250H173V253H172V250H170V252H171V254H169L168 253V247L169 246H174L175 245V243L173 242L174 241V237L172 238L171 236H168V237H171L173 240H172V242H173V244H172V242H171V238L170 239H168V238H165V239H168L167 240V244H166V246L164 245V247L162 246V248L163 249H165L164 251V253H165V256L167 255L168 257L167 258H165L164 259V264H184V261L186 262V264H191V263H196V264H207L208 262L207 261H209L210 260V262H211V264H247V262L248 261H251L249 264H260V263H258V262H256V261H258L259 259H255L254 258V255H253V252H251V250H252V248H250L249 249V251H245L246 250V248L243 250V248L245 247V246H243L242 247V245H244V244H242L241 243V239H239L238 240V235L240 234V233H243L242 232V228H243V220L246 218V219H250L251 221H250V223H251V225H249V227L250 228H253V227H256L257 225H259V224H257V219H255V211H254V209L253 208H249V209H247L239 200L240 199H238V197H239V195H238V193H237V195L235 194L233 197H231L229 194L231 193V191L229 192L228 191V189H231L232 190V188H234V187H239L240 186V183H242V185H243V183L244 182H250V184H249V187L251 186V184L252 183H254V186H255V182L252 180V176L253 175H255V174H264V166L263 165H261V164H259L258 163V161H259V158H258V156L257 155H255L254 154V151H253V149H251L250 147H248L247 146V144L245 143V140H246V137H247V135H248V133L250 132V131H254L253 130V128H251L250 127V125H248L249 127H247V125L246 126H244V125H242V126H244V127H242L241 126V122L240 123H238V124H240V126H241V129L242 130H240V126H238L237 127V124L235 123V120H232L231 122H229V121H227V119H225L226 120V122H224V125H222V128L223 129H226L225 131H227V130H229V132H230V134L232 133L233 134V132H235L236 131V134L235 135H233V137H236V139H237V142L236 141H234V142H228V143H226V141L225 142H223V140L224 139H222V137H221V139H222V142H220V143H218L217 144V142H213L212 141V135L217 131V132H219L218 131V129L221 127H214V126H209L207 123H203L202 121H203V119H205L204 118V115L202 116L203 117V119H202V121L200 122V120L198 121V122H194L193 121V125H192V127L194 128V129H192V127L190 128V129H192V130H198V131H200V132H202L203 134H204V136L203 137H200V139H198V140H196V139H194V138H192L191 140H186V137L184 138L185 140H184V143H183V141L181 142V143H183L185 146L184 147H187V150L191 153L188 157H185L186 155L185 154H183V152L181 151V150H175V152L171 155V157H170V154H171V148L169 147L170 145L168 144L170 141V139L171 138H169L168 140H166L165 142H168L167 144L169 145H165L164 143L165 142H160V141H158V142H156L155 140H153L152 139V135H151V132H150V129H149V127L147 126V124H145V123H142V122H140V121H138V120H142V119H138V117L137 116H139L141 113L144 115L145 114V117L146 116H148V115H150L151 117H157L158 116V114H155L156 112H155V109H152V108H150L149 107V105L147 104V106H145V105H142L141 103H143V101H142V99H143V97H145V91H143V92H145L143 95V97H142V94H141V97L139 96L138 97V93H137V97L135 98V97H133L132 99H134L135 98V100H133V101H139L140 102V104L138 103V101H137V105L139 104L140 106H139V108H137L136 106V109H135V107L134 106H131L130 104H131V102H129L128 103V105L126 104V103H124V102H126V101H121L122 100V98L124 99V97L126 98V96H128L129 94H130V92L132 91H130V89L134 86H132V87H130L129 88V81H131V80H127V78H129V74H128V72L126 71V69H124L125 71H120V69H119V71L116 69V72H112V71H110V70H108V69H106V68H104V69H98L97 67H95L96 65L95 64H97L98 63V65H99V62H101L100 64H104V59H102V61H100V59H99V61H96L95 59H94V57H91V56H89L87 53H85L84 51H82L79 47H77V46H71V44H70V47L68 48V50H64ZM91 51V50H90ZM96 51V50H95ZM98 51H100V49L98 48ZM98 51H96V52H98ZM112 51V50H111ZM191 51V50H190ZM203 51V50H202ZM219 51V50H218ZM227 51V50H226ZM237 51V52H238ZM0 52H2L3 54H8L9 56H10V58L12 57V56H14L13 54H12V52H11V50L10 49H8L7 47H2L1 49H0ZM37 52V51H36ZM39 52V51H38ZM38 52H37V54H38ZM95 52V53H96ZM104 52V51H103ZM121 53L123 52V51H120ZM171 52H173V54L174 55H170L171 54ZM206 52V51H205ZM215 52V51H214ZM236 52V51H235ZM236 52V53H237ZM65 53V52H64ZM99 53V52H98ZM102 53V52H101ZM101 53H100V55H101ZM108 53V52H107ZM197 53V52H196ZM199 53V52H198ZM226 53V52H225ZM235 53V54H236ZM14 54H15V52H14ZM36 54V55H37ZM39 54H40V52H39ZM79 54H81L82 55V57L79 55ZM103 54V53H102ZM110 54V53H109ZM108 54V55H109ZM240 55H241V53H239ZM249 54V53H248ZM23 55V54H22ZM77 55H79L78 57H81V58H77L76 56ZM106 55V57H108L107 56V54H105ZM121 55H123V54H121ZM224 55V54H223ZM240 55H239V57H240ZM16 56V55H15ZM18 56V55H17ZM38 56V55H37ZM40 56V55H39ZM59 56V55H58ZM99 56V55H98ZM102 56V55H101ZM104 56V55H103ZM112 56V55H111ZM129 56V55H128ZM127 56V57H128ZM174 56H175V59H178V64L176 63H174L173 62V59H174ZM225 56V55H224ZM230 56V55H229ZM238 56V55H237ZM42 57V56H41ZM105 56H104V58H106ZM114 56H112L111 58H113ZM115 57L117 58V56L115 55ZM126 57V58H127ZM145 57H144V59H145ZM199 57V56H198ZM210 57V56H209ZM227 57H228V55H227ZM231 57V56H230ZM17 58H19V59H14V58H12L13 60L12 61H15L16 60V62H14V63H18L17 64V67H19L18 65L19 64H22L23 66H24V64H26L25 65V67H28L29 65H31V64H28V62L30 61V60H28V57H26V56H20V57H17ZM39 57H37V59H38ZM102 58V57H101ZM110 58V59H111ZM125 58V59H126ZM43 58H41V60H42ZM47 59V58H46ZM80 59H82V61L80 60ZM109 59V58H108ZM142 59V58H141ZM147 59V60H148ZM240 59V58H239ZM255 59V58H254ZM18 60V61H17ZM39 60V59H38ZM41 60L39 61V63H40V65H39V63H38V69L39 68H41ZM45 60V59H44ZM44 60H42L43 61V63L45 62ZM98 60V59H97ZM228 60V59H227ZM232 60V59H231ZM11 61V62H12ZM110 61V60H109ZM112 61V60H111ZM124 60L123 59H121V60H118V61H116L115 63L117 64V66H119L118 68H122L123 67V65H124V62H123ZM128 61V64L130 63ZM151 61V60H150ZM230 61V60H229ZM32 62V61H31ZM125 62H127L126 60H125ZM153 62V61H152ZM234 62H235V60H234ZM254 62V61H253ZM30 63V62H29ZM46 63V62H45ZM48 63V62H47ZM110 63V62H109ZM136 63V62H135ZM138 63V62H137ZM156 63H153V64H155L156 65ZM233 63V62H232ZM48 64H50V62L48 63ZM113 64V63H112ZM130 64H133V63H130ZM129 64V65H130ZM139 64H140V62H139ZM143 64V63H142ZM149 64V63H148ZM151 64V63H150ZM207 64V63H206ZM227 64V63H226ZM258 64V63H257ZM12 65V64H11ZM14 65V64H13ZM21 65V66H22ZM45 65V64H44ZM61 65V66H60ZM95 65V66H94ZM97 65V66H98ZM107 65H108V63H107ZM136 65H138V64H136ZM135 65V66H136ZM152 65V64H151ZM150 65V66H151ZM180 65H181V67H182V65H183V70L181 71H179L178 70V66L180 67ZM223 65V64H222ZM32 66V65H31ZM34 66H36V65H34ZM128 66V65H127ZM139 66H141V65H139ZM138 66V67H139ZM144 66H146L145 64H144ZM143 66V67H144ZM225 66V65H224ZM233 66V65H232ZM12 67V66H11ZM16 67V66H15ZM16 67V68H17ZM44 67V66H43ZM42 67V70L44 69ZM100 67H101V65H100ZM99 67V68H100ZM126 67V66H125ZM125 67H123V68H125ZM152 67H153V65H152ZM158 67V66H157ZM28 68H30V67H28ZM36 68V67H35ZM34 68V69H35ZM154 69L153 70H155L156 69V67H153ZM181 68V69H182ZM222 68V67H221ZM221 68L219 69V70H221ZM237 68V67H236ZM18 69V68H17ZM32 69V68H31ZM47 69V68H46ZM50 69V68H49ZM138 69V68H137ZM139 69H141V68H139ZM143 69H148L147 68V66H146V68H143ZM142 69V70H143ZM207 69V68H206ZM14 70V69H13ZM12 70V71H13ZM16 70V69H15ZM48 70V69H47ZM46 70V71H47ZM101 70H103V71H101ZM121 70H123V69H121ZM159 70H160V68H159ZM161 70V71H162ZM211 70V69H210ZM209 70V71H210ZM19 71H21V70H19ZM18 71V72H19ZM26 71H28V69L26 70ZM31 71V70H30ZM34 71V70H33ZM51 71V70H50ZM50 71H48V72H50ZM99 71H101V72H99ZM143 71H145V70H143ZM142 71V72H143ZM150 71V70H149ZM206 71V72H205ZM15 72V71H14ZM52 73H53V71H51ZM137 72H138V70H137ZM140 72V71H139ZM147 72V71H146ZM145 72V73H146ZM154 72V71H153ZM17 72H15V74H16ZM28 73V72H27ZM34 73V72H33ZM37 73V72H36ZM45 73V72H44ZM52 73H46V74H52ZM89 73H90V75H89ZM141 73V72H140ZM144 73V74H145ZM148 73V72H147ZM159 73V72H158ZM237 73V72H236ZM18 74V73H17ZM22 74V73H21ZM38 74V73H37ZM45 74V75H46ZM103 74H104V78L102 77L103 76ZM143 74V73H142ZM151 74V73H150ZM231 74V73H230ZM239 74V73H238ZM24 75V74H23ZM22 75V76H23ZM31 75V74H30ZM44 75V74H43ZM42 75V76H43ZM53 75V74H52ZM154 75V74H153ZM157 76H155L154 75V79H152V77H151V80H148L150 77H149V75H146V76H148L149 78H147L146 77V79H142V81H145V85L147 86V87H151V89H153V87L155 88V87H157V88H159L160 87V85H162L161 84V82H160V80L159 79H156V78H158L159 76H161V74L158 76V74H156ZM13 76V75H12ZM15 76V75H14ZM37 76V75H36ZM39 76V75H38ZM69 76V75H68ZM72 76H70V77H72ZM109 76V77H108ZM137 76V75H136ZM151 76H152V74H151ZM237 76V75H236ZM24 77H26L25 75H24ZM28 77V76H27ZM26 77V78H27ZM45 77V76H44ZM141 77V75L138 77V78H140ZM29 78V77H28ZM27 78V79H28ZM48 78H49V76H48ZM54 78V77H53ZM52 77H51V79H53ZM8 79H9V77H8ZM7 79V80H8ZM55 79V78H54ZM65 79V78H64ZM68 79V78H67ZM132 79H134V78H132ZM222 79V78H221ZM24 80H25V78H24ZM138 80H140V79H138ZM148 80V81H147ZM66 81V80H65ZM141 81V82H142ZM227 81V80H226ZM33 83V82H32ZM67 83V82H66ZM140 83V82H139ZM164 83V82H163ZM131 85H132V83H130ZM168 84V83H167ZM53 85V86H54ZM138 85H140V84H138ZM142 85V84H141ZM165 85H166V83H165ZM61 86V85H60ZM143 86V85H142ZM167 86V85H166ZM168 87V89H169V87L170 86H167ZM195 87V86H194ZM254 87V86H253ZM60 88V89H59ZM146 87L144 86V89H145ZM162 87H160V89H161ZM176 88V87H175ZM174 88V89H175ZM226 88H232V86L231 87H226ZM239 88V87H238ZM135 89V88H134ZM134 89H133V91H134ZM139 89H140V87H139ZM147 89V88H146ZM149 90V88H148V91L150 92V91H156V90ZM159 89V91H162V90H160ZM170 89H173V88H170ZM177 89V88H176ZM190 89V88H189ZM192 89V88H191ZM193 89H195V88H193ZM180 90V89H179ZM37 91V92H36ZM35 92H36V94H35V96H34V94L33 93H35V92H26V93H28V94H31L30 96H32V100H30V98H29V96H27L26 98H23V97H25L24 95H22L23 97L22 98H18L17 99V97H15V100L17 99V100H19V99H22L21 101H15V104H16V106H15V104L13 103V102H11L10 100H14V99H10L9 101L12 103V107H13V105L16 107V111L14 112H12L11 110H12V108H11V106L9 107V105H10V103H9V105L6 103L5 104V102H4V100H8V98H6V99H4L3 100V102H2V99L0 100V121H3V122H5L4 124H9V126H11L12 125V123L14 124L15 122H17V121H19V119L20 118H22L23 120V122L22 123H25L26 125H31V126H33V123H30V122H27V121H29L28 120V116L25 114V113H23V111L25 110V111H28L29 112V114L28 115H30V113H31V111H37L36 110V108L35 107H37V106H39L38 108H40L41 106L43 107V103H41L40 102V100L42 99L41 97H40V99H39V96L37 97L36 95H37V93H39L38 92V89L36 90ZM136 91V90H135ZM138 91H142V90H138ZM158 91V92H159ZM167 91V90H166ZM166 91H164V93L166 92ZM176 91V90H175ZM180 91H182V92H185V90H184V88L183 89H181ZM191 91V90H190ZM194 91H196V90H194ZM231 91L232 90H230V91H228L229 93H231ZM24 92V94H25V91H23ZM142 92V93H143ZM149 92H148V94H149ZM187 92V91H186ZM189 92V91H188ZM212 92L214 93V95H212ZM227 92V91H226ZM0 93H2V92H0ZM19 93V92H18ZM20 93H22V92H20ZM54 93H56V92H54ZM66 93V94H65ZM152 93H154V92H152ZM160 93V92H159ZM163 93V94H164ZM192 93V92H191ZM191 93H190V95H191ZM10 94V93H9ZM23 94V93H22ZM41 94H42V92H41ZM64 95L65 97H63V98H65L64 100L63 99H60V97L58 98V96H61V95ZM147 94V95H148ZM187 94V93H186ZM185 94V95H186ZM10 95H12V94H10ZM39 95V94H38ZM53 95V94H52ZM126 95V96H125ZM135 94L133 93V96H134ZM155 95V94H154ZM182 95V94H181ZM189 95V96H190ZM192 95V96H193ZM197 95V94H196ZM229 95L230 94H228V97H229ZM13 96V95H12ZM15 96H16V94H15ZM19 96V95H18ZM41 96V95H40ZM50 96V95H49ZM48 96V97H49ZM124 96V97H123ZM149 96H151V92H150V94L148 95V97ZM177 96V95H176ZM183 96V95H182ZM206 96V95H205ZM218 96H217V105H218V108L217 109H219L221 112V114H223L224 115V117H225V114L228 112H226L225 114H224V112L226 111V109H224L225 107L224 106H226V105H224L223 103H222V101H226V100H224V95L222 96L223 97V99H221V97H219L218 98ZM225 96H227V93H226V95ZM4 97V96H3ZM2 97V98H3ZM8 97V96H7ZM20 97V96H19ZM131 97H132V95H131ZM158 97V96H157ZM169 97V96H168ZM174 97V96H173ZM178 97V96H177ZM176 97V98H177ZM185 97V96H184ZM187 97V96H186ZM183 98L182 100H181V102H180V104H175V103H172V102H170V105L168 106V109L166 108V110H168V112L170 111V114H168V116L167 117H162L164 120H167V122H168V124L169 125H174V127L177 125V124H181V122H182V124L181 125H184L183 123H186L183 127H185L188 123H192V121H190L189 122V120L187 121V117L188 116H186L185 115V111L186 110H184L183 108L185 107V104H187L186 106H192L193 107V109L194 108H196V109H198V107H194L195 105H194V101H195V97L192 99V97H189V98ZM204 97V96H203ZM11 98V97H10ZM44 98V97H43ZM151 98V97H150ZM167 98V97H166ZM170 98V97H169ZM172 98V97H171ZM206 98V97H205ZM227 98V97H226ZM51 99V100H52ZM118 99H120V102H117L118 101ZM131 99V98H130ZM155 99H156V97H155ZM154 99V100H155ZM165 99V98H164ZM163 99V100H164ZM221 99V100H220ZM229 99V98H228ZM228 99H227V101H228ZM45 100V99H44ZM43 100V101H44ZM126 100H127V98H126ZM145 100V99H144ZM147 100H149L150 101V103H151V100L150 99H147V97H146V101ZM166 100V99H165ZM170 100H173V99H170ZM176 101L178 100V99H175ZM213 100V99H212ZM34 101H36V106L35 105H33L32 103L34 102ZM53 101V100H52ZM51 101V102H52ZM129 101H131V100H129ZM133 101H132V103H133ZM146 101H144V102H146ZM206 101V100H205ZM204 101V102H205ZM214 101H216V100H214ZM51 102H49V104L51 103ZM155 102H156V100H155ZM162 102V101H161ZM164 102H167V100L166 101H164ZM178 102V101H177ZM196 102V101H195ZM211 102V101H210ZM213 102V101H212ZM211 102V103H212ZM229 102V101H228ZM228 102H226V104L228 103ZM147 103V102H146ZM163 103V102H162ZM168 103V102H167ZM183 103V104H182ZM198 103V102H197ZM214 103V102H213ZM52 104V103H51ZM133 104H135V102L133 103ZM145 104V103H144ZM157 104V103H156ZM206 104V103H205ZM208 104H209V102H208ZM223 104V105H222ZM229 104V103H228ZM130 105V106H129ZM142 105V106H141ZM152 105V104H151ZM159 105H160V103H159ZM182 105H184V107L182 106ZM200 105V104H199ZM210 105H212V104H210ZM216 105V106H217ZM154 105H152L151 107H153ZM158 106V105H157ZM203 106V105H202ZM14 107V108H15ZM46 107V106H45ZM131 107H133V108H131ZM162 107V106H161ZM224 107V108H223ZM13 108V109H14ZM44 108V107H43ZM50 108H51V106H50ZM106 108H108V112H107V109ZM156 108V107H155ZM185 108H187V107H185ZM191 108V107H190ZM128 109H131V110H128ZM158 110H156L157 112L158 111H160L159 110V108H157ZM161 110H162V108H160ZM165 109V108H164ZM211 109V108H210ZM45 110V109H44ZM63 110V111H62ZM128 110V113L126 112ZM190 110H192V109H189L188 111L190 112ZM224 110V111H223ZM38 111H39V109H38ZM38 111L36 112V113H38ZM40 111H41V109H40ZM39 111V112H40ZM46 111V110H45ZM62 111V112H61ZM123 111H125L127 114H133L134 113V116H136V118L138 119V120H136V121H138L139 122V124H131V126H129V127H125V126H123V124H124V119H123ZM165 111V110H164ZM203 111V110H202ZM217 111V110H216ZM27 112V113H28ZM44 112V111H43ZM48 112V111H47ZM107 112V113H106ZM135 112H136V114H135ZM162 112V111H161ZM160 112V113H161ZM196 112V111H195ZM6 113H8L11 117H9L8 115H6ZM165 113V112H164ZM162 113L161 115H166L167 113ZM194 113V112H193ZM198 113V112H197ZM20 114V115H19ZM34 114V113H33ZM33 114L32 115H30L32 118H34L33 117ZM49 114H48V116H49ZM201 113L199 112V115H200ZM213 114V113H212ZM19 115V116H18ZM34 115H36V114H34ZM39 115H40V113H39ZM46 115H47V113H46ZM126 115V114H125ZM143 115H141V116H143ZM160 115V114H159ZM188 115H192V114H189L188 113ZM222 115V116H223ZM131 116V115H130ZM140 116V117H141ZM228 116H229V114H228ZM231 116V115H230ZM230 116H229V119L231 120V118H230ZM139 117V118H140ZM226 117H227V114H226ZM257 117V116H256ZM36 118V117H35ZM131 118H132V116H131ZM130 118V120L132 121V119ZM135 117H134V119H136ZM158 118H161V116L159 117H157V118H155V119H157V122L156 121H154V123H158ZM193 118V117H192ZM201 118V117H200ZM214 118V117H213ZM222 118V117H221ZM235 118V117H234ZM31 119V118H30ZM36 119H38V118H36ZM40 119V118H39ZM111 119V120H110ZM129 119V118H128ZM224 119V118H223ZM107 120H110V122L111 121H114L113 123H114V130H112V131H108V130H106V123H107ZM129 120V121H130ZM194 120V119H193ZM219 120V119H218ZM239 120L240 119H238V122H239ZM237 121V120H236ZM256 121V120H255ZM145 122V121H144ZM188 122V123H187ZM212 122V121H211ZM219 122V121H218ZM222 122H223V120H222ZM64 123V124H63ZM74 124V126H76L75 128H71L70 129V127H74V126H72V124ZM154 123H152V124H154ZM190 123V124H191ZM63 124V126H64V128H63V130L60 132L59 130H60V128H61V125ZM109 124H111V123H109ZM259 124V123H258ZM25 125V126H26ZM68 125H70V127L68 126ZM111 125H113V124H111ZM110 125V126H111ZM155 125L156 124H154V127H155ZM13 126V125H12ZM19 126V125H18ZM24 126V127H25ZM190 126V125H189ZM14 127V126H13ZM68 127H69V130H68ZM187 127V126H186ZM206 127V128H205ZM16 128V127H15ZM21 128V127H20ZM23 128V127H22ZM26 128V127H25ZM108 128V127H107ZM151 128H153V127H151ZM156 128V127H155ZM179 128V127H178ZM188 128V127H187ZM28 129H29V127H28ZM27 129V130H28ZM76 129V130H75ZM113 129V128H112ZM175 129V128H174ZM185 129V128H184ZM190 129H187V131H189ZM15 130V129H14ZM17 130V129H16ZM15 130V131H16ZM25 130V129H24ZM182 130V129H181ZM186 130V129H185ZM184 130V131H185ZM22 131V130H21ZM31 131V130H30ZM59 131V133H57ZM88 131V132H87ZM93 131V132H94ZM153 131H154V129H153ZM191 131V130H190ZM193 131V132H194ZM262 131H263V129H262ZM23 132V131H22ZM25 132V131H24ZM23 132V133H24ZM34 132V131H33ZM92 132V131H91ZM92 132V133H93ZM94 132V133H95ZM142 132H143V134H145V136H144V138H143V134H142ZM182 132H183V130H182ZM192 132V133H193ZM208 132V134L207 135H205L206 133ZM229 132H226V133H229ZM244 132V133H243ZM16 133V132H15ZM93 133V134H94ZM179 137L178 138H180L183 134H181V131H179ZM195 133H197V132H195ZM195 133H194V135H195ZM199 133V132H198ZM220 133V132H219ZM219 133H217V134H219ZM251 133V132H250ZM18 134V133H17ZM90 135V137L88 136V138H90L91 139V137H92V139L96 142V139H95V134L94 135H92L91 133H89ZM142 134V135H141ZM174 134V133H173ZM175 134H177V133H175ZM221 134V133H220ZM229 134V135H230ZM245 134H247L246 136H245ZM16 135V134H15ZM19 135V134H18ZM17 135V136H18ZM23 137H25L23 134H21ZM20 135V136H21ZM92 135V136H91ZM181 135V136H180ZM188 135H189V133H188ZM188 135H186L187 137H188ZM193 135V134H192ZM228 135V134H227ZM30 136V135H29ZM62 136V137H61ZM67 136V135H66ZM168 136V134H166V136L165 137H167ZM198 136V135H197ZM220 136V135H219ZM260 136V135H259ZM190 137V136H189ZM189 137H188V139H189ZM27 138V137H26ZM26 138H25V140H26ZM31 138V137H30ZM73 138V137H72ZM76 138V137H75ZM191 138V137H190ZM220 138V137H219ZM20 140L22 139V138H19ZM24 139V138H23ZM68 139V138H67ZM173 139V138H172ZM175 139V138H174ZM19 140V141H20ZM28 140V139H27ZM69 140H71V138L69 139ZM74 140V139H73ZM87 140V139H86ZM89 140V139H88ZM87 140V142H90L91 143V141L92 140H89L88 141ZM183 140V139H182ZM248 140V139H247ZM252 140V139H251ZM31 141V139L30 140H28L27 142L29 143ZM39 141V140H38ZM77 141V140H76ZM75 141V142H76ZM93 141V142H94ZM259 141V140H258ZM68 142V141H67ZM72 142H74V141H72L71 140V142L69 141V143L70 144H72ZM86 142V141H85ZM86 142V143H87ZM94 142V143H95ZM96 142V143H97ZM175 142V140L174 141H172L171 143H174ZM177 142V141H176ZM179 142V141H178ZM253 143H254V141H252ZM19 143V142H18ZM17 143V144H18ZM21 143H22V141H21ZM20 143V144H21ZM32 143V142H31ZM31 143H29V145L31 144ZM39 143V142H38ZM45 143V142H44ZM55 143V142H54ZM77 143H79V142H77ZM76 143V144H77ZM110 145V146H108V144ZM180 143V144H181ZM235 143V144H234ZM51 144V143H50ZM75 143L74 144H72L73 145V148H76V147H78V150H79V145H80V143H79V145L77 144L76 145ZM85 144V143H84ZM83 144V145H84ZM98 144V145H99ZM105 144H107V146H105ZM141 144H143V148L141 147L140 148V146H142ZM175 144V143H174ZM251 144V143H250ZM6 145V144H5ZM22 145H23V143H22ZM26 145V144H25ZM28 145V144H27ZM27 145H26V148H27ZM72 145H70V146H72ZM82 145V144H81ZM80 145V147H82ZM92 145V144H91ZM98 145H96L95 144V146H98ZM158 145V146H157ZM2 146V145H1ZM7 147H8V145H6ZM5 146V147H6ZM15 146V145H14ZM41 146V145H40ZM43 146V145H42ZM41 146V147H42ZM50 146V145H49ZM48 146V147H49ZM75 146V147H74ZM84 146H87V144L86 145H84ZM182 146V145H181ZM212 146H215V147H212ZM252 146H254L253 144H252ZM5 147H3L4 148V151L2 150H0L1 152H0V231L1 232H3V231H11V230H13L14 231V229H13V227L12 226H10V223L8 222V220L10 219L9 217V219L7 220L6 218H7V214H11V213H13V214H17V212L19 211V207H18V205H16V203H14V202H11V200H9V198L10 197H8L7 195H6V193H12L13 194V197H14V195H16L17 196V199L19 198V197H21V198H23V200L26 198H24L23 197V195H25V194H23V192H21V190H20V188H15V186H12L11 185V182H10V180H9V177H10V173H12L14 170H17V168H16V166L18 165V162H17V159H18V157L20 156L19 154H20V150H18L17 151V148L16 149H14V147L13 146H9L8 148H6L5 149ZM22 147V146H21ZM37 147V146H36ZM63 147V146H62ZM108 149H107V148ZM110 147V148H111ZM210 147H212V148H210ZM217 147V148H216ZM44 148V147H43ZM65 148V147H64ZM63 148V149H64ZM84 148V147H83ZM82 148V149H83ZM87 149H89L88 148V146L86 147ZM81 149V151H83L84 153H88V155H90L91 154V149L89 150V152L87 151V149ZM256 148H257V146H256ZM255 148V149H256ZM19 149V148H18ZM38 149V148H37ZM36 149V150H37ZM77 149V148H76ZM94 149V148H93ZM96 149V148H95ZM254 149V150H255ZM14 150H16V152H19L18 154L14 151ZM45 150V149H44ZM48 150V149H47ZM77 150V151H78ZM157 150H158V152H157ZM162 151L161 153H159V151ZM41 151V150H40ZM80 151V150H79ZM78 151V152H79ZM80 151V152H81ZM85 151H87V152H85ZM96 151V150H95ZM256 151V150H255ZM80 152H79V154H80ZM93 152V151H92ZM163 152H166V154L165 155H163ZM202 152V154H200ZM76 153V152H75ZM82 153V152H81ZM90 153V154H89ZM228 153H229V155H230V153H231V155L233 154L234 155V157H242V156H244V159H242V163H240L239 161H234V158L232 159H229L228 161H226L228 164H229V167H230V169L226 166V164L224 163V160L225 159H223V157L222 158H220L221 156L220 155H224V157H229V155H228ZM17 155H19L18 157H17ZM77 155V154H76ZM76 155H74V156H72V155H70L69 157H70V161H71V163L72 162H77V160H78V158H77V156ZM87 155V156H88ZM232 155V156H233ZM170 157V159H168L169 160V164L171 163V165H172V163L174 164V166H172V170H171V168L169 169V167H167V159L165 158V157ZM86 157V156H85ZM92 157V156H91ZM97 157V158H96ZM160 157L161 158H163L162 159V161H160ZM17 158V159H16ZM84 158V157H83ZM92 159V158H91ZM94 159H92V160H94ZM166 159V160H165ZM186 159H188L189 161H191V162H193V164L195 163L196 165L194 166L195 168H191L190 167V165H187V164H185L186 163ZM241 159V158H240ZM19 160V159H18ZM150 160V159H149ZM237 160V159H236ZM245 161V162H244ZM102 162V161H101ZM246 163V164H245ZM31 164H32V162H31ZM31 164H29V167L31 166ZM190 164V163H189ZM34 165V164H33ZM76 165V164H75ZM160 165H161V167H160ZM170 166V165H169ZM212 167V169L211 170H209L208 168L209 167ZM31 167H33V166H31ZM31 167H30V169H31ZM171 167V166H170ZM232 168L234 169V171L232 170ZM29 169V168H28ZM72 170V169H71ZM18 171V170H17ZM15 172V171H14ZM31 173V172H30ZM204 173H207L206 175H208V176H206ZM17 174H18V172H17ZM17 174H11V176L13 177V181H15L14 179H17V178H14V176L13 175H15V177H16V175ZM33 174V173H32ZM175 174L176 175H178V177L175 179V180H169L168 182L166 181L168 178H174V176H175ZM22 175V174H21ZM19 176V175H18ZM161 176H159V177H161ZM29 177V176H28ZM19 178V177H18ZM263 178H264V176H263ZM11 180H12V178H10ZM22 179V178H21ZM24 179V178H23ZM217 179V181H219V183H221L220 185L218 184V182H216L215 181V183H217V184H213V181L214 180H216ZM260 179V178H259ZM262 179V178H261ZM28 180V179H27ZM29 180H30V178H29ZM17 181H18V179H17ZM196 182L197 184H204V185H206L208 188H209V190H211V191H213V193L216 195L215 197L213 196V195H211L210 196V194L209 193H205V192H203L202 190H196L198 193H199V195H201V199H196V201L197 200H200V201H202V203L201 204H199L198 206H200L201 207V209L198 207V206H196V204H197V202L194 200V202H190V200L189 199H195V196L193 197L192 195L194 194V188L192 189V186L190 185L191 184V182ZM30 183V182H29ZM155 183V182H154ZM15 184V183H14ZM23 184V183H22ZM171 184H175V185H173V188L170 186ZM257 184V183H256ZM23 185H25V184H23ZM196 185V184H195ZM242 185L240 186L241 187V190H240V188L238 189V190H240V191H244V189L242 188ZM198 186V185H197ZM222 186H225L224 187V190H225V188H226V191H228L227 193L228 194H225L224 196H222V203L221 202H219L220 200L218 199V195L220 194V191H222L221 189H223L222 188ZM26 187V186H25ZM246 187V186H245ZM173 189L172 191L170 190V189ZM23 189V188H22ZM247 189V188H246ZM151 190V189H150ZM167 190H169L168 192H167ZM175 190L176 191H179V193H178V195H180L181 194V197L179 198H175L174 196H172L171 194H172V192L174 191V193H175ZM204 190V189H203ZM208 190V189H207ZM206 190V191H207ZM170 191H171V194H170ZM195 191V192H196ZM149 192V191H148ZM151 192H153V191H150L149 193H151ZM166 192V193H165ZM236 192H238V191H236ZM235 192V193H236ZM257 192V191H256ZM25 193V192H24ZM149 193H147L148 195H149ZM173 193V194H174ZM198 193H195V195L196 194H198ZM222 193V192H221ZM225 193V192H224ZM248 193V191L246 190V191H244V196L246 195ZM254 193V192H253ZM259 193V192H258ZM257 193V194H258ZM152 195V193L150 194V196ZM154 195V194H153ZM253 195V194H252ZM149 196V197H150ZM197 196V195H196ZM258 196V195H257ZM192 197V198H191ZM255 197V196H254ZM12 198V197H11ZM158 198V197H157ZM197 198H199V197H197ZM256 198V197H255ZM13 199V198H12ZM152 199V200H151ZM235 199V200H234ZM238 199V200H237ZM150 200L151 201H153L154 200V197L152 196V198L150 197ZM155 200H156V198H155ZM154 200V201H155ZM158 200V199H157ZM233 200V201H232ZM246 200V199H245ZM26 201V200H25ZM200 201H198L199 203H200ZM242 201H244V200H242ZM254 201V200H253ZM258 201V200H257ZM28 202V201H27ZM153 203V202H152ZM156 203V202H155ZM155 203H154V206H155ZM250 203V202H249ZM161 204H159V205H157V206H159L160 207V205ZM246 204V203H245ZM247 204H248V201H247ZM246 204V205H247ZM251 205V204H250ZM254 205V204H253ZM22 206V205H21ZM25 206V205H24ZM156 206V207H157ZM181 206H183V207H181ZM254 207V206H253ZM21 208V207H20ZM161 208V209H162ZM255 208V207H254ZM209 210V213H202V211L203 212H205V211H208ZM230 210V209H229ZM25 211V210H24ZM157 211V213H159ZM174 211V212H173ZM21 212H22V210H21ZM212 212H214L215 213V215H214V218H213V216L211 217V221L209 222V220H206V221H208L209 223L208 224H204V222H203V220H205V218H208V216L210 215V214H212ZM221 212V213H220ZM159 213V214H160ZM213 213V214H214ZM229 213H230V215H231V212L229 211ZM158 214V215H159ZM176 215V218H174V219H178V221H174V219H172V215ZM235 214V213H234ZM229 215V216H230ZM170 219H169V218ZM175 217V216H174ZM201 218V219H200ZM231 218H232V216H231ZM230 218V219H231ZM244 218V219H243ZM20 219V218H19ZM180 219V220H179ZM243 219V220H242ZM256 220V221H255ZM238 221V220H237ZM237 221H235L234 223H236ZM49 222V221H48ZM223 222V221H222ZM221 222V223H222ZM226 222V221H225ZM225 222H223V223H225ZM239 222V221H238ZM158 223V222H157ZM162 223H158V225H160V227H161V224ZM249 223V224H250ZM228 224V223H227ZM237 224V223H236ZM219 225V224H218ZM217 225V226H218ZM229 225V224H228ZM162 226V227H163ZM167 226V228H165ZM222 226V225H221ZM245 227V226H244ZM219 228H220V225H219ZM216 229L218 230V231H216ZM259 229V228H258ZM215 230V231H214ZM241 230V232H239ZM244 230V229H243ZM9 231V232H10ZM162 231H165V230H162ZM229 231H227V233H228ZM245 232V231H244ZM11 233H12V231H11ZM223 233H225L224 235H223ZM170 234H171V232H170ZM245 234H246V232H245ZM172 235V234H171ZM179 235V234H178ZM227 235V234H226ZM176 237V236H175ZM211 237V238H212ZM2 238V237H1ZM255 238V237H254ZM177 239L178 238H175V240H176V242H177ZM198 239H201V240H199V243H198ZM206 239V240H207ZM213 239V238H212ZM212 239H210V240H212ZM214 239H215V237H214ZM180 240V239H179ZM179 240H178V242H179ZM209 241V240H208ZM216 241H217V238H216ZM222 240H220V242H221ZM255 241H256V239H255ZM162 242V241H161ZM164 242V240H163V243H165ZM218 242V241H217ZM216 242V243H217ZM237 242V243H236ZM243 242V241H242ZM206 243L208 244V243H210V241L209 242H207L206 241ZM205 243V244H206ZM213 243V242H212ZM234 243V244H233ZM244 243V242H243ZM179 244V243H178ZM200 244V245H199ZM213 244H215V243H213ZM218 244V243H217ZM163 245V244H162ZM185 245V244H184ZM184 245L182 246V247H184ZM191 245L190 246H188V248L189 247H191ZM246 245V244H245ZM195 246V247H194ZM200 246H201V248H200ZM185 247H187V245L185 246ZM172 248H174V247H172ZM178 248V247H177ZM200 248V249H199ZM204 248V247H203ZM178 249H182V248H178ZM184 249V248H183ZM208 249V248H207ZM211 249V248H210ZM190 250V249H189ZM212 250H215V249H212ZM179 251V250H178ZM191 251V250H190ZM208 251H209V249H208ZM198 252V251H197ZM217 252V251H216ZM225 252H227V253H225ZM164 253H163V255H164ZM200 253V252H199ZM169 254V255H168ZM174 254V255H173ZM201 254V253H200ZM211 254L213 255V256H211ZM173 255V256H176V257H174V258H172L171 256ZM208 255H210L209 257H208ZM180 256V255H179ZM203 256H205L206 257V259H208V260H206V259H204V257ZM197 257V258H196ZM208 257V258H207ZM220 257V258H219ZM210 262L208 263V264H210Z\"/></svg>", "mask_w": 264, "mask_h": 264}]
</instances>
